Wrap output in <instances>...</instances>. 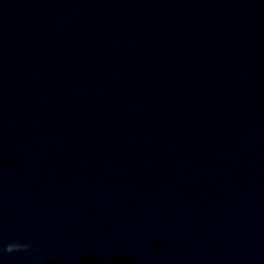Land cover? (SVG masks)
I'll return each mask as SVG.
<instances>
[{"label":"water","instance_id":"water-1","mask_svg":"<svg viewBox=\"0 0 264 264\" xmlns=\"http://www.w3.org/2000/svg\"><path fill=\"white\" fill-rule=\"evenodd\" d=\"M0 264H264V0H0Z\"/></svg>","mask_w":264,"mask_h":264},{"label":"clouds","instance_id":"clouds-1","mask_svg":"<svg viewBox=\"0 0 264 264\" xmlns=\"http://www.w3.org/2000/svg\"><path fill=\"white\" fill-rule=\"evenodd\" d=\"M29 244H18V243H11L5 247H0V256L2 255H12L18 252H28L30 250Z\"/></svg>","mask_w":264,"mask_h":264}]
</instances>
